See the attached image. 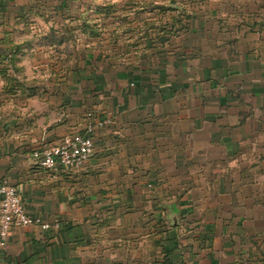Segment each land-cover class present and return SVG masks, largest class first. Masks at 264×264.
<instances>
[{
    "label": "crops",
    "instance_id": "obj_1",
    "mask_svg": "<svg viewBox=\"0 0 264 264\" xmlns=\"http://www.w3.org/2000/svg\"><path fill=\"white\" fill-rule=\"evenodd\" d=\"M7 1L13 0L0 5ZM231 12L222 2L213 9ZM255 12L262 22L244 28L262 33L255 42L240 51L236 44L234 54L212 51L184 69L189 88L168 112L178 116L180 144L193 145L195 160L204 155L212 165L196 168L194 182L169 205L155 199L149 183H100L95 169L102 152L79 168L44 170L31 152L74 127L37 114L10 121L0 135V179L17 186L28 212L57 226L50 232L13 227L0 242V264H264V0ZM136 89L118 97L129 105L141 97L138 109L146 106L148 114L157 109L156 96H169ZM237 157L243 167H225ZM88 176L100 182L89 183ZM108 205L113 209L106 211ZM156 222L164 223L162 231Z\"/></svg>",
    "mask_w": 264,
    "mask_h": 264
},
{
    "label": "rangeland",
    "instance_id": "obj_2",
    "mask_svg": "<svg viewBox=\"0 0 264 264\" xmlns=\"http://www.w3.org/2000/svg\"><path fill=\"white\" fill-rule=\"evenodd\" d=\"M221 2L232 14H213ZM221 2H4L0 5V135L8 133L10 121L36 114L53 120L52 125L64 120L74 129L93 124L95 155L103 153L95 169L102 182L99 176V180L88 176L87 181L97 179L108 186L149 183L155 199L169 205L194 182L195 169L208 171L212 162L204 155L195 160L197 148L180 144L178 126L170 117L157 110L148 114L146 106L141 112V97L133 105L129 99L123 103L114 84L127 83L122 74L134 73L158 89L166 85H157L160 71L167 72V79L181 71V59H173L174 55L235 52L236 44L244 46L262 35L244 29L260 22L262 17L255 12L259 0ZM239 8L250 13L244 15ZM226 25L239 30H228ZM217 26L223 30L217 32ZM212 40L218 41L216 48L210 46ZM99 139L104 143L99 144ZM243 165L244 159L237 157L225 167Z\"/></svg>",
    "mask_w": 264,
    "mask_h": 264
},
{
    "label": "built area",
    "instance_id": "obj_3",
    "mask_svg": "<svg viewBox=\"0 0 264 264\" xmlns=\"http://www.w3.org/2000/svg\"><path fill=\"white\" fill-rule=\"evenodd\" d=\"M91 126L85 132L65 135L59 141L40 145L32 151L33 159L50 172L60 168H79L93 153L94 141L89 135ZM39 226L49 231L57 225L32 214L25 208V202L15 184L8 178L0 179V242H4L15 226Z\"/></svg>",
    "mask_w": 264,
    "mask_h": 264
},
{
    "label": "trees",
    "instance_id": "obj_4",
    "mask_svg": "<svg viewBox=\"0 0 264 264\" xmlns=\"http://www.w3.org/2000/svg\"><path fill=\"white\" fill-rule=\"evenodd\" d=\"M14 1V0H13ZM13 1H8V2H13ZM206 44V43H205ZM210 46L213 48H216V45H212V41H210ZM212 51L213 50H209V51H200L197 53H185L184 55H174L173 59H181L180 63V67H181V71L179 72L178 75H173L172 79H167L169 75H167V72L165 70L160 71V79L157 85H159L160 83H166V85H164L163 87H159L158 89H156L153 85H150L149 82L143 83L141 76L134 74V73H127V74H122L123 77L127 78V83H124L125 81H120L121 83H115L114 87L117 89V92L119 95H124L127 94L129 92V90H132V86L135 85L136 87L139 86L138 88H142L144 92H153L154 94L157 93V95L160 93H167V95H169L168 97L160 96L161 99H159L158 101L156 100V105H157V111L161 112L162 115H166L168 117H170V119L172 121H174L173 126H178L175 122L176 119H178V116L174 113V110L171 112H168L169 109L172 110V107L178 105V104H182V93L186 92V88H189L187 83L188 82V76L190 73V71H188L189 69L184 70L185 67H189L191 65H194V61L195 59H199L202 57V59H210L211 55H212ZM216 53L218 52V54L220 53L218 50L215 51ZM194 59V60H193ZM175 63V62H174ZM125 75V76H124ZM127 76V77H126ZM171 77V76H170ZM194 79V78H192ZM201 80V79H200ZM150 85V86H149ZM182 88V89H180ZM193 94V91L187 92V93H191ZM156 99V98H155ZM189 102V100L187 101ZM184 101V104L187 103ZM166 106L163 110V107ZM167 108V112L166 109ZM155 110V111H156ZM176 115V118H175ZM99 125L104 126L106 125V123L100 122ZM88 126H91V131L89 132V135L92 137L93 141H94V148H93V153L90 156V158L95 154V147L97 144V141L95 139V130H94V126L93 124H85L81 129H72L69 130L67 133L63 134L62 136H59L57 138H44L43 140H41L40 145H48L51 143H55L57 141H59L62 137H64L65 135H70V134H74L77 132H85L86 129L88 128ZM75 128V127H74ZM39 145V146H40ZM32 154V152H31ZM89 158V160H90ZM88 160V161H89ZM88 161H86L82 166H84ZM38 164V163H37ZM42 167V166H41ZM43 168V167H42ZM44 170H46L45 168H43ZM60 169H64V168H60ZM48 171V170H47ZM82 174L84 173L83 170L81 172ZM123 183V182H121ZM126 184V183H125ZM184 194V193H183ZM182 196V195H181ZM113 208H110V205H108V207L106 208V211H110ZM143 212H145L144 209H142ZM109 224V222H107ZM164 223H160V222H156L154 224V228L156 230V232L158 231H162V228L164 227ZM50 232V230L48 231ZM155 243H158V241H155Z\"/></svg>",
    "mask_w": 264,
    "mask_h": 264
}]
</instances>
